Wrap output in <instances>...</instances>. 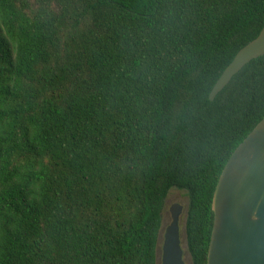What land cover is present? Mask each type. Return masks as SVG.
Returning a JSON list of instances; mask_svg holds the SVG:
<instances>
[{"label": "trees", "instance_id": "obj_1", "mask_svg": "<svg viewBox=\"0 0 264 264\" xmlns=\"http://www.w3.org/2000/svg\"><path fill=\"white\" fill-rule=\"evenodd\" d=\"M263 26L264 0H0V264H156L171 188L207 264L264 55L209 93Z\"/></svg>", "mask_w": 264, "mask_h": 264}, {"label": "water", "instance_id": "obj_2", "mask_svg": "<svg viewBox=\"0 0 264 264\" xmlns=\"http://www.w3.org/2000/svg\"><path fill=\"white\" fill-rule=\"evenodd\" d=\"M264 55V26L225 67L209 100L251 60ZM172 221L164 232L160 264H186L179 218L182 206L170 207ZM213 226L207 264H264V117L226 161L212 198Z\"/></svg>", "mask_w": 264, "mask_h": 264}, {"label": "rangeland", "instance_id": "obj_3", "mask_svg": "<svg viewBox=\"0 0 264 264\" xmlns=\"http://www.w3.org/2000/svg\"><path fill=\"white\" fill-rule=\"evenodd\" d=\"M175 203H178L182 206V213L179 218V227H180L181 246L183 248V258L186 264H191L190 255L186 249V239H185V216H186V207L188 204V196L185 191L178 190L176 188H171L169 190L164 201V207L161 214V226H160V231L156 246V264L161 263L164 232L166 227L170 225L172 221L171 213L169 209Z\"/></svg>", "mask_w": 264, "mask_h": 264}, {"label": "flooded vegetation", "instance_id": "obj_4", "mask_svg": "<svg viewBox=\"0 0 264 264\" xmlns=\"http://www.w3.org/2000/svg\"><path fill=\"white\" fill-rule=\"evenodd\" d=\"M170 213H171V210L169 209ZM172 218V217H171Z\"/></svg>", "mask_w": 264, "mask_h": 264}]
</instances>
